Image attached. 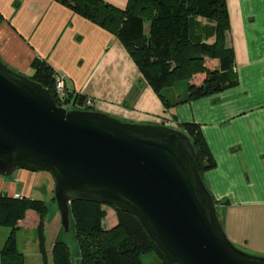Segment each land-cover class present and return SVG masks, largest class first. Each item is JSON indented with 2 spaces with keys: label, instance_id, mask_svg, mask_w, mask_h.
Returning a JSON list of instances; mask_svg holds the SVG:
<instances>
[{
  "label": "crops",
  "instance_id": "obj_1",
  "mask_svg": "<svg viewBox=\"0 0 264 264\" xmlns=\"http://www.w3.org/2000/svg\"><path fill=\"white\" fill-rule=\"evenodd\" d=\"M104 1L119 8L128 3ZM226 4L230 29L225 44L234 54L231 72L238 84L171 108L116 35L54 0H0V58L27 77L34 74V60H43L65 76L68 91L96 99V111L124 122L200 127L216 162L202 177L217 202L224 230L242 251L264 256V0ZM206 24L197 19L191 27L194 38L206 41L211 30ZM206 67L219 69V60L206 59ZM196 77L192 84L201 85L204 77ZM177 87L168 88L172 103L181 99ZM47 174L52 177L26 170L0 176V195L42 200L53 210L54 190Z\"/></svg>",
  "mask_w": 264,
  "mask_h": 264
},
{
  "label": "water",
  "instance_id": "obj_2",
  "mask_svg": "<svg viewBox=\"0 0 264 264\" xmlns=\"http://www.w3.org/2000/svg\"><path fill=\"white\" fill-rule=\"evenodd\" d=\"M50 173L66 233L70 204L134 216L175 264H264L228 238L189 135L58 106L50 91L0 58V176Z\"/></svg>",
  "mask_w": 264,
  "mask_h": 264
},
{
  "label": "trees",
  "instance_id": "obj_3",
  "mask_svg": "<svg viewBox=\"0 0 264 264\" xmlns=\"http://www.w3.org/2000/svg\"><path fill=\"white\" fill-rule=\"evenodd\" d=\"M54 1L116 35L168 108L238 84L231 72L234 54L225 44V34L230 29L226 0H128L125 8L104 0ZM198 18L209 23L205 26L211 29L206 34V41L191 34V27ZM146 23H149L148 32ZM211 38L215 41L210 44ZM206 59L219 60V69L209 70ZM32 68L34 74L29 78L48 89L58 106L73 102L83 104L86 97L70 91L63 100L58 98L54 88L57 72L46 62L37 58ZM198 74H206V78L201 85H194L192 80ZM181 83L187 86L185 96L182 94L181 99L172 103L164 91ZM178 128L190 136L198 154L201 174L214 169L216 162L200 127L180 124ZM104 206L85 201L70 204L71 225L72 222L75 225L82 264H143L144 258L151 257L158 264H175L150 240L134 216L111 206L117 222L113 228L105 229L103 223L107 211ZM49 211L50 207L42 200L0 195V227L11 229L5 244L0 246V264H25L24 255L18 248L17 232L35 227L41 233ZM40 240V254L47 264L43 235ZM64 245L62 241L57 243L63 248Z\"/></svg>",
  "mask_w": 264,
  "mask_h": 264
},
{
  "label": "rangeland",
  "instance_id": "obj_4",
  "mask_svg": "<svg viewBox=\"0 0 264 264\" xmlns=\"http://www.w3.org/2000/svg\"><path fill=\"white\" fill-rule=\"evenodd\" d=\"M148 29H149V23H146V32H148ZM208 69L212 70L210 68ZM196 76L195 77L197 81L202 80L203 77H204V80L206 78V74H198ZM199 77H202V79ZM186 87L187 86L185 83H181L177 87V91H180V94L182 95L186 93ZM164 93L167 95L168 89H166ZM131 101L133 102V100ZM65 107L69 110H73L71 105L65 106ZM95 109L98 110L100 108L97 106L95 107ZM48 180L50 181L53 187L52 189L54 190L55 182L50 175H49ZM40 192L42 193V191ZM44 195L45 193H42V196H43L42 198L46 200V197ZM50 195L53 197L55 194L53 193ZM52 205H53V210L50 209V211L47 213L46 218H45L44 228L41 233L38 230H36L35 227L23 228L17 232V236L19 238V243H20L19 250L23 253L24 258H25L24 263L25 264H44L42 256L40 254V243H41L40 238L42 239V235H43V241H44L43 244H44L45 253L47 255V264H56V263L57 264H65V263L66 264H82L83 256L81 255L80 248L78 245V240L76 238V231H75L74 223L72 222L69 233H65L62 227V224H61V216H60L57 204H56L55 196L53 198ZM103 208L107 211V217L103 223L104 228L111 229L116 225V222H117L116 212L114 208H112L109 205H106ZM10 232L11 230L8 228L0 227V243L1 244H3L5 240L8 238ZM59 241H62L65 243L64 248L62 246H57V243ZM248 254H251V253H248ZM260 257H264V256H260ZM143 264H158V262L154 258L151 257V258H144Z\"/></svg>",
  "mask_w": 264,
  "mask_h": 264
},
{
  "label": "built area",
  "instance_id": "obj_5",
  "mask_svg": "<svg viewBox=\"0 0 264 264\" xmlns=\"http://www.w3.org/2000/svg\"><path fill=\"white\" fill-rule=\"evenodd\" d=\"M54 88H55L58 98L60 100H63L68 93L65 76L59 73H55ZM96 103H97L96 99L91 98V97H86L83 104H76L75 102H73L72 104H66L65 106L71 105L73 110L96 111V110H93L96 107ZM65 106L63 107L66 108ZM16 198H20V196H16Z\"/></svg>",
  "mask_w": 264,
  "mask_h": 264
}]
</instances>
